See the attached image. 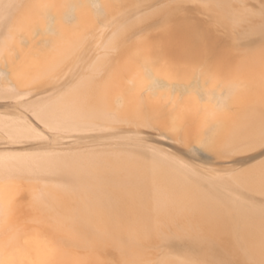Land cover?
<instances>
[{"label": "rangeland", "instance_id": "1", "mask_svg": "<svg viewBox=\"0 0 264 264\" xmlns=\"http://www.w3.org/2000/svg\"><path fill=\"white\" fill-rule=\"evenodd\" d=\"M2 1L0 14L6 11L12 18L0 15V87L11 83L9 76L16 87L0 92L23 95L0 99V123L24 115L43 136L16 139L28 141L20 148L42 152L44 165L46 155L54 150L65 151L67 164L79 168L84 164L77 176L55 174L59 166L54 160L55 169L50 161L46 166L51 170L45 166L47 172L41 170L45 174L40 175L30 166L22 168L34 174L20 167L23 173L11 168V173L17 174L8 176L0 169V192L7 196L0 194V264H28L32 238L53 247V264H264V118L255 126L256 142L246 138L232 147L223 143L226 130L220 115L221 111L228 114L230 121L239 118V113L249 117L243 104L232 99L235 91L254 83L245 76L253 62L264 76V0ZM124 63L130 65L129 72H124ZM261 75L258 79L264 98ZM115 76L132 89L146 113L150 110L145 119L116 112L118 119L111 120V129L78 134L52 130L19 105L28 99L35 104H59L84 81L103 82ZM192 108L202 122L179 124L175 116ZM60 134L69 140L63 141ZM99 147L104 151L99 152ZM12 148H18L17 144L0 129V155ZM157 154L193 169L200 180L193 182L211 196H186L180 190L169 193L174 185L170 179L158 181L140 174L142 166L150 168L156 163ZM125 158L128 168L123 167ZM84 166H88L85 171ZM213 185L225 190L215 192ZM64 189L69 191L66 195ZM159 193L170 204L168 209L165 202L162 205L157 200ZM129 194L145 204L130 203ZM149 194L162 208L155 207L157 202L154 204L156 200ZM92 205L108 213H113L110 208L123 210L98 218L84 212L85 206ZM135 221L146 222L151 230L142 232L146 224Z\"/></svg>", "mask_w": 264, "mask_h": 264}, {"label": "bare ground", "instance_id": "2", "mask_svg": "<svg viewBox=\"0 0 264 264\" xmlns=\"http://www.w3.org/2000/svg\"><path fill=\"white\" fill-rule=\"evenodd\" d=\"M2 1V0H0ZM4 1V0H3ZM2 1V2H3ZM12 1V0H10ZM10 1H7L8 3H10ZM18 1V0H17ZM16 1V2H17ZM20 1V0H19ZM30 1V0H29ZM4 4V2H3ZM2 5V4H0ZM4 6V5H3ZM2 6V7H3ZM7 6V4H6ZM81 6V5H80ZM26 7V6H25ZM32 7V6H31ZM44 7V6H42ZM75 7V6H74ZM85 7V6H84ZM39 9V8H38ZM43 9V8H42ZM75 9V8H74ZM2 10L4 11V8H2ZM1 10V11H2ZM73 10V9H71ZM2 11V12H3ZM30 11V10H29ZM1 12V13H2ZM6 12V11H5ZM2 13L0 15H2L3 17V14L9 16V13ZM10 12V11H9ZM23 12V11H22ZM36 12V11H35ZM12 13V12H11ZM14 13V12H13ZM21 13V12H20ZM37 13V12H36ZM70 13V12H69ZM23 14V13H22ZM84 14V13H83ZM20 14H18L19 16ZM85 15V14H84ZM5 16V17H7ZM11 16V15H10ZM9 16V17H10ZM14 16V15H13ZM17 16V18H18ZM34 16V15H33ZM21 17V16H20ZM27 17V16H26ZM8 18V17H7ZM12 18V16H11ZM55 19H56V16H55ZM84 19V18H83ZM0 20H1V17H0ZM21 20V19H20ZM23 20V19H22ZM24 21V20H23ZM25 21H26V18H25ZM25 21L23 23H25ZM61 29V28H60ZM62 31V30H61ZM62 38V37H61ZM58 42V41H57ZM179 48V46H178ZM188 48V47H187ZM100 49V47H99ZM202 52V51H201ZM105 54V53H104ZM107 56V54H105ZM117 55V54H116ZM187 55V54H186ZM111 56V55H110ZM219 56V55H218ZM104 57V55H103ZM120 57V56H119ZM200 57V56H199ZM106 58V57H105ZM195 59V58H194ZM203 59V57L201 58ZM231 59V58H230ZM190 60V59H189ZM207 60V59H206ZM109 61V60H108ZM198 61V60H197ZM216 61V60H215ZM228 61V60H227ZM114 62V61H113ZM112 62V63H113ZM190 62V61H189ZM195 63V62H194ZM216 63V62H215ZM233 64V63H232ZM111 65V64H110ZM196 65V64H195ZM200 65V63L198 64V66ZM221 65V63H220ZM112 66V65H111ZM114 66V65H113ZM129 64L128 63H124L123 65V69H124V72H129ZM193 66V65H192ZM197 66V65H196ZM231 66V65H230ZM239 66V65H238ZM147 67V65H146ZM211 67V65H210ZM226 67V66H225ZM112 68V67H111ZM144 68V67H143ZM205 68V67H204ZM222 68V67H220ZM248 68V67H247ZM110 69V67H109ZM199 69V68H198ZM52 70V69H51ZM111 70V69H110ZM152 70V69H151ZM167 70V69H166ZM107 71V70H106ZM109 71V70H108ZM154 71V70H153ZM211 71V70H209ZM228 71V70H227ZM239 72V71H238ZM171 73V71H170ZM207 73V72H206ZM99 74V73H98ZM106 74V73H104ZM205 74V73H204ZM208 74V73H207ZM216 74V73H215ZM262 73L260 72V69L258 67H256V63L254 64L253 62V65L252 67L250 66L248 72L245 74V76L247 78H249L250 80H253V84L250 86V87H247V88H243V89H240V90H237L235 91V94L233 96V102L234 103H238V104H243L244 108H245V111L248 113L249 117L246 118L245 116H242L240 117V113H239V118H234V120L230 121L228 118V114L224 113L221 111L220 115L222 116L221 119H223V121H218V122H221V125H222V129L224 128L226 130V133L224 134L225 135V139L223 141L224 144H226L228 142L229 145H233V144H237V142H243L244 139H248L250 138L254 143L256 141L255 138L257 136V127L255 128L256 124L262 120H260L261 118H264V98L261 96V93H260V88L262 87L260 85V81L258 79V76L261 75ZM153 75V74H152ZM168 75V74H167ZM235 75V74H234ZM96 76H98L96 74ZM100 76V75H99ZM97 77V78H100V77ZM102 76V75H101ZM165 76V75H164ZM262 76V75H261ZM50 77V76H49ZM53 77V76H52ZM125 77V76H124ZM156 77V76H155ZM167 77V76H166ZM165 77V78H166ZM200 77V76H199ZM263 77V80H264V76ZM51 78V77H50ZM96 78V79H97ZM95 79V80H96ZM153 79V78H152ZM169 79V78H168ZM201 79V77H200ZM199 79V80H200ZM8 80L11 81V83H9L8 85H2V87H0V90L2 91L4 89L5 90H8L7 87L8 86H11L12 88H15V84L14 82L12 81L11 77L9 76ZM25 80V79H24ZM87 80V79H86ZM91 80V79H90ZM84 81V83H82L81 86H76V90L74 89L73 91H68L66 93V97H62L63 98V101L60 102L59 104H57L55 101H52L50 103H43V104H35L36 101L34 100H22L21 102H19V105L24 109V111H27L28 113H30L36 120H38L40 123L42 124H45L47 125L50 129L52 130H58V131H61V132H70V131H76L78 132V134H89V133H96V132H99V131H103V130H107V129H111L113 126V124H111V120H114L116 118V112L121 114L122 116H131L133 118H137V119H143L145 116H147V113L150 111H148L147 113L145 112L144 108H141L140 107V104H138L137 102V99L136 96L132 93V89H129L128 87H125V84L123 83V80H121L120 76H115V77H112V78H108L103 82L101 80V82H96V81ZM139 80V79H138ZM225 80V79H224ZM23 80H20L19 82H22ZM141 81V80H140ZM153 81V80H152ZM230 81V80H229ZM131 82V81H130ZM159 82V80H158ZM201 82V80L199 81V83ZM236 82V80H235ZM165 83V82H164ZM132 84V83H131ZM138 84V83H137ZM159 84V83H158ZM153 85V84H152ZM140 86V85H139ZM160 86V84H159ZM168 85H166L167 87ZM201 86V85H200ZM56 87V86H55ZM55 87H52L51 89H54ZM137 87V86H136ZM237 87V86H236ZM194 88V87H192ZM234 88V87H233ZM44 89V88H43ZM237 89V88H236ZM72 90V89H71ZM225 90V89H224ZM31 91V90H30ZM41 91V90H40ZM43 91V90H42ZM9 92V91H8ZM29 92V91H27ZM228 92V91H227ZM14 93V92H13ZM10 93V94H5V95H2L1 92H0V99H3V100H6L7 98H15L17 96H22L21 93ZM33 92H31L32 94ZM135 93V92H134ZM221 93V92H220ZM226 93V92H225ZM4 94V93H3ZM16 94V95H15ZM25 94V93H24ZM207 94V93H206ZM209 94V93H208ZM207 94V95H208ZM217 94V93H216ZM224 94V93H223ZM222 94V95H223ZM117 95H120L118 98L116 97ZM30 96V94L28 95V97ZM209 96V95H208ZM229 96V95H228ZM25 97V96H24ZM212 97V95H211ZM26 98V97H25ZM213 98V97H212ZM214 98H215V95H214ZM218 98L222 99L223 97L220 95ZM232 98V97H230ZM226 99V98H225ZM229 99V98H228ZM223 102V101H222ZM232 102V103H233ZM142 103V101H141ZM220 103V102H219ZM229 103V102H227ZM142 104H145V103H142ZM217 105V104H216ZM224 105V104H223ZM235 105V104H234ZM237 105V104H236ZM157 106V105H156ZM143 107V106H142ZM146 107V106H145ZM228 108V107H227ZM225 108V109H227ZM150 109H153L150 108ZM224 109V110H225ZM148 110V109H147ZM159 111V110H158ZM162 111V110H160ZM180 112V111H178ZM204 112H206V109H204ZM159 114V113H158ZM161 114V113H160ZM176 114V113H175ZM196 114V110L194 108L190 109V110H182L180 112V114H178L177 116H175L177 119H178V122L179 124H184V123H187V124H190V122L192 120H197L199 122H202V118H199V117H196L195 116ZM155 115V114H154ZM247 115V116H248ZM157 116V115H156ZM155 116V117H156ZM120 117V115L118 116ZM124 118V117H123ZM123 118H122V121H123ZM158 118V117H157ZM102 120V122L104 120H106L107 122L104 121V123L102 124V122L100 120ZM118 119V118H116ZM121 119V117L119 118ZM145 119V118H144ZM97 120V122H96ZM203 120H206V119H203ZM98 121H100L101 124L98 123ZM116 121V120H114ZM120 121V120H118ZM137 121V120H136ZM124 122V121H123ZM128 122V120H127ZM138 123H140L139 121H137ZM144 122V121H142ZM2 123V122H1ZM0 123V129L7 135L11 138V140L13 141V143L17 144V147L18 148H12L10 149V151H7L0 155V169L4 168L1 170L4 171L6 173V175L8 174H12L14 171H16L17 173L22 172V169L24 168L23 166H27V168H32V172H36V169L38 170V173L39 175L42 173L41 170L43 171L45 169V166L48 164H50V161H51V165L52 166V160H54V163L55 165H57L56 163H58L57 166H59V168L56 167V170L58 169V172H56L55 174L57 175H60V174H63L62 172L64 173H71L72 175L74 176H77L78 174H81L82 173V164L84 163H81V169L79 167H75V166H72V163H70L69 161V164H71V166H69V164L66 163V160L64 158V153L65 151H60V150H54L53 152H49L50 155H46V165H44L43 163V158L45 155H43L42 157L41 153L39 152H32L30 150H27V149H22L20 147H22L23 144L27 143L28 141L27 140H21V139H16V138H20V137H27V138H31V137H37V136H43L37 129H35L33 127V125L30 123V121H28L26 119V117L24 115H19L15 118H12V119H3V123L1 124ZM130 123V122H128ZM125 124V122H124ZM135 124H137L135 122ZM127 125V123H126ZM130 125V124H128ZM143 126V125H142ZM137 127V126H136ZM189 128L187 127V130ZM218 129V128H217ZM220 132V131H219ZM61 135V134H60ZM61 139L64 141V140H69V137H64V136H60ZM256 140H259V139H256ZM245 141V140H244ZM251 142V141H249ZM248 142V143H249ZM108 143V142H107ZM106 143V144H107ZM247 143V142H246ZM251 143V144H252ZM103 144V143H102ZM113 144V143H112ZM239 144V143H238ZM242 145H244L243 143H241ZM239 144V145H241ZM249 144V145H251ZM256 144V143H255ZM48 145V144H46ZM100 145V144H99ZM111 145V143L109 144ZM117 145V144H115ZM241 145V146H242ZM247 145V144H246ZM96 146L93 144V147ZM235 146V145H234ZM232 146V147H234ZM248 146V145H247ZM109 147V146H108ZM239 146L237 145V148ZM244 149H245V145L243 146ZM250 147V146H249ZM89 148V147H88ZM120 148V147H118ZM129 148V147H128ZM127 148V150H128ZM236 148V147H235ZM240 148V147H239ZM242 148V147H241ZM240 148V149H241ZM248 148V147H247ZM252 148V147H251ZM254 148V147H253ZM101 148L99 147L98 148V151L100 150ZM110 149V147H109ZM123 149V148H122ZM121 149V150H122ZM133 150V148H131ZM130 149V150H131ZM137 149V148H134V150ZM139 149V148H138ZM239 149V151H240ZM243 149V148H242ZM241 149V150H242ZM250 149V148H249ZM95 150V149H94ZM92 150V151H94ZM103 150V149H102ZM101 150V151H102ZM106 150V149H105ZM121 150H119L118 153L121 152ZM124 150H126L124 148ZM133 150V151H134ZM143 150V149H141ZM140 150V153L142 152ZM233 150H235L233 148ZM247 149H245L246 151ZM87 152V150H85ZM83 151V153L85 152ZM99 151V152H101ZM104 151V150H103ZM111 151V150H110ZM136 151V150H135ZM147 151V150H146ZM238 151V149H237ZM80 152V151H79ZM91 152V151H89ZM98 152V153H99ZM123 152V150H122ZM125 152V151H124ZM124 152H123V155H124ZM144 152V151H143ZM151 152V151H149ZM147 152V153H149ZM45 153V152H44ZM47 153V151H46ZM62 153V154H60ZM70 153V152H69ZM72 153V152H71ZM82 153V152H81ZM94 153V152H93ZM106 153V152H105ZM128 153V152H127ZM126 153V154H127ZM133 153V152H131ZM136 153H139V150L136 151ZM145 153V152H144ZM152 153V152H151ZM48 154V153H47ZM64 154V155H63ZM88 154V153H87ZM96 154V153H95ZM109 154V153H108ZM111 155L113 154L110 153ZM130 154V151L129 153ZM143 154V153H142ZM154 154V153H153ZM156 154V153H155ZM77 155V154H76ZM89 155V154H88ZM86 156L89 158V156ZM94 155V154H93ZM100 155V154H98ZM102 153H101V158L102 157ZM105 155V154H104ZM120 155V154H119ZM118 155V156H119ZM133 155V154H132ZM148 155V154H147ZM150 155V153H149ZM158 155V154H157ZM40 158H38V157ZM63 156V157H62ZM73 156V155H72ZM71 156V157H72ZM95 156V155H94ZM97 156V155H96ZM107 156V155H106ZM134 156H135V153H134ZM151 156V155H150ZM163 157L159 158V155L157 157V159H155L156 163L153 162V159L152 158V162L151 163H154L153 166L150 167V165H152L150 163L149 167L150 168H147V167H144L142 166V171H140V174H149L150 177H154L155 180H158L160 181V178L162 177H166L167 179H170L172 183V185L174 186V188L172 189L171 187V182L169 183V186L171 187V191L167 190L169 193L170 192H177V190H180L182 191L186 196L187 195H190L192 193H196V194H200L201 196H204V195H210L207 194V190H204L203 188H200L197 184H195L194 182L197 180L200 182L199 180V177L197 176V174L194 172L193 169H191L190 167H188L187 165H184L182 164V162H169V158L165 157L164 155H162ZM27 157H31V158H28L29 161L27 160ZM37 157V158H36ZM75 156H73L74 158ZM100 157V156H99ZM97 157V158H99ZM105 157V156H104ZM130 157V155H129ZM143 157V156H142ZM145 154H144V158H145ZM149 157V156H148ZM152 157H155L154 155ZM69 158V157H68ZM91 158H94V157H91ZM118 158V157H117ZM122 158V157H121ZM133 158V157H132ZM141 158V155L140 157L138 156V159L140 160ZM150 158V157H149ZM147 158V159H149ZM87 159V158H86ZM120 159V157H119ZM143 159V158H142ZM42 160V161H41ZM68 160V159H67ZM77 160V159H76ZM93 160V159H92ZM102 160V159H100ZM99 160V162H100ZM108 160V158H107ZM110 160V159H109ZM115 160V159H113ZM112 160V161H113ZM138 160V161H139ZM28 161V162H26ZM77 161H80L79 159ZM96 161V160H95ZM98 161V160H97ZM123 161V160H122ZM126 161V162H125ZM134 161V160H133ZM136 161H137V158H136ZM137 161V162H138ZM142 161V160H141ZM144 161V160H143ZM148 161V160H146ZM41 162V163H40ZM43 162V163H42ZM81 162H83V160H81ZM92 162V161H91ZM103 162H104V159H103ZM108 162V161H107ZM131 162V160H130ZM29 163V164H28ZM53 163V164H54ZM74 163H76L74 161ZM86 163V162H85ZM102 163V161H101ZM118 163V162H116ZM123 163V162H122ZM134 163V162H133ZM149 163V161L147 162ZM44 165L42 167V165ZM93 164V165H92ZM91 166L93 167L94 166V163H92ZM123 167L124 168H128L129 166V161L128 159L126 160V158L124 159V163H123ZM137 165H139L138 163H136ZM17 165H18V169H17ZM74 165V164H73ZM87 165V164H85ZM96 165H99V163ZM102 165V164H101ZM100 165V166H101ZM120 165V164H119ZM30 166V167H28ZM39 166L40 169L38 168ZM50 166H46V169L49 168L50 169ZM80 166V165H79ZM13 167H16V170L13 168ZM22 169H21V168ZM35 167V168H34ZM54 169H55V166H52ZM86 167L88 166H84V170L86 169ZM96 167V166H94ZM11 168L14 170H12L13 172L11 173ZM26 168V170H27ZM30 168V169H31ZM76 168V169H75ZM89 168H91L89 166ZM25 169V168H24ZM23 169V172L25 173H29L30 174H34L31 172V170L29 171H25ZM45 169V170H46ZM47 169V170H49ZM78 169V170H77ZM18 170V171H17ZM46 170V172H47ZM51 170V169H50ZM9 171V172H8ZM54 171V170H53ZM8 172V173H7ZM16 172H14L15 174H17ZM22 172V173H23ZM38 173H36V175H38ZM45 174V172H43ZM42 173V174H43ZM2 174L4 175V173L2 172ZM0 173V175H2ZM190 181H194L193 185L190 184ZM238 181V180H237ZM198 182V183H199ZM239 182V181H238ZM193 186L196 185L197 187H199L198 189H196L197 187H194L191 188L189 186ZM197 183V182H196ZM150 184V183H149ZM163 184V183H162ZM162 184L160 185L161 188H162ZM201 184V183H200ZM240 184V182H239ZM151 185V184H150ZM148 185V186H150ZM158 185V184H157ZM167 185V184H166ZM202 185V184H201ZM215 185V184H214ZM214 191L215 192H223V190H225V188L222 186H214ZM159 186V185H158ZM159 186V187H160ZM168 186V185H167ZM167 186H165V188H167ZM209 186V184H208ZM70 187V186H69ZM146 187V186H145ZM157 187L156 184H154V188ZM157 188V189H161V188ZM202 187H205V186H202ZM140 188H143V187H140ZM151 188V187H150ZM164 188V187H163ZM164 188V189H165ZM45 189V188H44ZM48 189V188H47ZM54 189V188H53ZM67 189V188H66ZM72 189V188H71ZM145 189V188H144ZM152 190H154L153 188H151ZM163 189V191L165 192V190ZM199 191V192H197ZM5 190V189H4ZM143 190V189H142ZM148 190V189H146ZM162 190V189H161ZM160 190V192H161ZM173 190V191H172ZM49 193L51 192V190H48ZM74 191L76 193L80 192L81 190L79 189L78 190H75ZM96 191V190H95ZM139 190L137 189V192ZM207 191V192H206ZM44 192V191H43ZM69 191L67 190H63L62 193L66 195V193H68ZM126 192V191H125ZM136 192V193H137ZM147 192V191H146ZM152 192V191H151ZM159 192V190L157 191L156 190V193ZM212 192V191H211ZM41 194H43L42 192H40ZM88 193V192H87ZM98 193V192H97ZM96 193V194H97ZM112 193V192H110ZM150 193V192H149ZM163 194V192H161ZM213 193V192H212ZM0 194H3V192H0ZM40 194V196H41ZM89 194V193H88ZM95 194V196H96ZM102 194V192H101ZM155 194V193H154ZM160 194V193H159ZM159 194L157 196H159ZM160 194L159 197H156V198H162L163 201H161V198L160 199H157L159 202H165L164 205L166 206V208L168 209L170 206V204L168 205L167 204V200L164 199V196ZM223 194V193H221ZM4 195V194H3ZM9 196V193L7 194ZM45 195V194H44ZM43 195V196H44ZM75 195V194H74ZM6 196V195H4ZM76 196V195H75ZM137 196V195H136ZM136 196L132 195V194H129L127 195V199L129 200L130 203H135L137 206H143L145 204V202L143 200H140L138 199ZM150 196V194H149ZM154 197L156 196L153 195ZM7 197V196H6ZM68 196H65L63 199L66 200ZM83 197V196H82ZM98 197V196H97ZM144 197V196H143ZM152 197V196H150ZM152 197L153 201H155L156 199ZM205 197V196H204ZM9 198V197H8ZM71 198V197H70ZM69 198V199H70ZM90 198V197H89ZM2 199V198H0ZM68 199V200H69ZM77 199V198H76ZM81 199V198H80ZM83 199V198H82ZM103 199V198H102ZM143 199V198H142ZM145 199V198H144ZM99 200V199H98ZM97 200V201H98ZM155 201L153 202L154 204L156 203L158 206H156L155 204V207L158 209L159 208H162L161 206H159L160 204H158V201ZM1 201V200H0ZM115 201V200H114ZM151 201V200H150ZM72 202V201H71ZM79 202V201H78ZM92 202V201H90ZM94 202V201H93ZM92 202V203H93ZM99 202V201H98ZM113 202V201H112ZM221 202V201H219ZM5 203V202H4ZM66 203V202H65ZM100 203H102V200L100 201ZM115 203V202H114ZM113 203V204H114ZM170 203V202H169ZM223 203V202H221ZM67 204H70L67 202ZM76 204V203H75ZM78 204V203H77ZM104 204V203H103ZM111 204V203H109ZM3 205V204H2ZM99 205V203H98ZM163 205V204H162ZM87 206V204H86ZM84 208V212L91 215L92 217H98L99 216H102L103 213L105 214H108V215H118L120 213H122V210H117V208H110L108 211H113V213H108V212H102L101 209H99L98 206H91V207H86ZM100 206V205H99ZM104 206V205H103ZM111 206V205H110ZM116 206V205H115ZM164 206V207H165ZM3 207V206H2ZM105 207H107V205H105ZM153 207V206H151ZM153 207V209L155 208ZM73 208V206H72ZM78 208V207H77ZM82 208V207H81ZM76 209V208H75ZM80 209V208H79ZM156 210V209H155ZM154 210V211H155ZM162 209H160L161 211ZM102 212V213H101ZM156 212V211H155ZM160 213V212H159ZM245 213V212H244ZM67 215V214H66ZM90 216V217H91ZM63 217V216H62ZM64 218H65V215H64ZM68 221V220H66ZM149 221V220H148ZM152 221V220H151ZM61 222V221H60ZM118 222V221H116ZM127 222H129L127 220ZM59 223V222H58ZM69 223V222H68ZM131 223V222H129ZM136 224H141V225H145L146 224V227L143 226L144 228L141 229L142 232H147V231H150V226L144 222V221H135ZM58 225V224H57ZM101 231H104L102 229H100ZM32 238V237H31ZM30 238V239H31ZM36 239V238H34ZM32 238V240H30V242L28 243V248L31 249V255L29 256V263L28 264H53V260L55 259L54 258V251L52 250V246L51 245H48L46 243L48 242H45L43 243L44 245L40 244L38 240H34ZM21 250L18 251V253H20ZM22 252V251H21ZM28 252V251H27ZM17 254V253H16ZM22 254H24V252H22ZM15 255V254H14ZM24 258H25V255H23ZM13 257V256H12ZM11 257V258H12ZM15 257V256H14ZM20 257V256H19ZM18 257V258H19ZM22 257V255H21ZM18 258H17V262H18ZM22 257V259H24ZM16 259V257H15ZM20 259V258H19ZM13 260V259H12ZM26 261V260H25ZM58 261V260H57ZM64 260L62 259V262ZM14 262V261H13ZM16 262V261H15ZM21 262H24L23 260ZM67 262V261H66ZM64 262V263H66ZM27 263V262H26ZM16 264V263H14ZM22 264V263H21ZM56 264V263H55Z\"/></svg>", "mask_w": 264, "mask_h": 264}]
</instances>
